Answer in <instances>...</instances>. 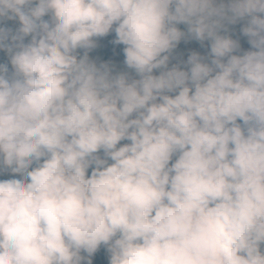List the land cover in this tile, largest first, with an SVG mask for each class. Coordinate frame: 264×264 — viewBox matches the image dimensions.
Here are the masks:
<instances>
[{"label":"clouds","instance_id":"obj_1","mask_svg":"<svg viewBox=\"0 0 264 264\" xmlns=\"http://www.w3.org/2000/svg\"><path fill=\"white\" fill-rule=\"evenodd\" d=\"M0 54V264H264V0H0Z\"/></svg>","mask_w":264,"mask_h":264},{"label":"rangeland","instance_id":"obj_2","mask_svg":"<svg viewBox=\"0 0 264 264\" xmlns=\"http://www.w3.org/2000/svg\"><path fill=\"white\" fill-rule=\"evenodd\" d=\"M113 38L114 36H109L99 41L100 47L94 50L92 53H90V58L97 60L98 63L110 62L113 65H115L118 70H123L124 68L123 59L116 56L115 45H111L109 43V41ZM234 39H239L242 50L246 51L250 49V45L247 43V38L240 33V29L237 31L236 35L234 36ZM192 51H197L201 55H206L207 43H205L204 47H201L200 44L195 41H190L188 43L182 41L181 44L178 45V49L174 54L176 59H174L172 62L177 63L179 60H186L188 54ZM2 56L3 54H0V57ZM100 259L102 260V258Z\"/></svg>","mask_w":264,"mask_h":264},{"label":"trees","instance_id":"obj_3","mask_svg":"<svg viewBox=\"0 0 264 264\" xmlns=\"http://www.w3.org/2000/svg\"><path fill=\"white\" fill-rule=\"evenodd\" d=\"M242 25L241 24H237L233 27L232 29V35H233V38L234 36L236 35L237 31L240 29ZM181 28H183V26H180ZM122 47L123 46H119V45H115V53H116V56L119 57V58H122L123 59V55H122ZM178 49V47H177ZM177 49L175 50V53L177 51ZM174 53V54H175Z\"/></svg>","mask_w":264,"mask_h":264}]
</instances>
